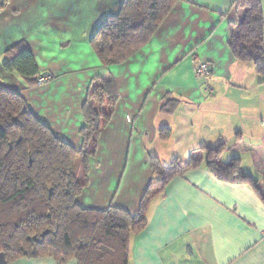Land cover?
Returning a JSON list of instances; mask_svg holds the SVG:
<instances>
[{
	"label": "crops",
	"instance_id": "0c3cea01",
	"mask_svg": "<svg viewBox=\"0 0 264 264\" xmlns=\"http://www.w3.org/2000/svg\"><path fill=\"white\" fill-rule=\"evenodd\" d=\"M123 1L2 0L0 84L20 93L37 118L79 150L88 89L97 77L114 79L119 98L75 200L86 209L114 206L136 215L154 179L153 156L168 165L185 141L193 151L229 145L231 157L221 160L240 158L254 184L219 179L201 150L199 167L173 178L151 202L147 226L131 238L129 264H264V80L229 47L240 18L237 0H179L143 48L104 66L91 39ZM21 43L41 74L51 75L46 84L28 86L4 69L7 51ZM202 61L212 68L207 79L194 71ZM192 153L180 161L187 164ZM9 264L78 262L48 255Z\"/></svg>",
	"mask_w": 264,
	"mask_h": 264
},
{
	"label": "trees",
	"instance_id": "16d2710c",
	"mask_svg": "<svg viewBox=\"0 0 264 264\" xmlns=\"http://www.w3.org/2000/svg\"><path fill=\"white\" fill-rule=\"evenodd\" d=\"M0 0V11L3 8ZM179 0H124L117 14L108 16L91 44L104 66L122 63L143 48ZM239 21L230 29L229 47L237 61L252 64L264 80V12L260 0H237ZM3 67L19 75L28 86L42 76L31 48L11 47ZM119 98L112 77H97L82 106L83 139L77 150L35 116L18 92L0 84V253L8 262L22 257L71 258L78 264H129L133 235L148 224L153 199L173 178L199 167L203 153L193 151L190 161L175 159L168 165L151 159L154 179L141 200L139 213L111 206L86 209L76 198L88 184L89 159L109 123ZM169 106V103L162 106ZM164 137L169 128L162 130ZM207 166L219 179L254 184L243 171L240 158L221 160L223 144L203 147ZM81 163L85 179H77ZM264 199V198H263Z\"/></svg>",
	"mask_w": 264,
	"mask_h": 264
},
{
	"label": "rangeland",
	"instance_id": "374dc122",
	"mask_svg": "<svg viewBox=\"0 0 264 264\" xmlns=\"http://www.w3.org/2000/svg\"><path fill=\"white\" fill-rule=\"evenodd\" d=\"M211 68V67H210ZM211 70H212V68H211ZM196 74V73H195ZM203 78H205V79H207L206 77H203ZM50 80H48L47 82H49ZM47 82H45L44 84H46ZM44 84H42V85H44ZM36 85H39L38 84V82H37V84ZM263 95H264V93H263ZM259 102L262 104L263 103V100H262V98H259ZM191 143V141H185L184 142V144H183V147L184 148H182L181 149V151L179 152V154H180V158H178V157H175L174 159H179L178 161H180V160H188V157L186 156V154H184L185 152H187V151H190L191 150V153H192V151L194 150V149H196V147H189V144ZM231 145V144H230ZM225 150L223 151V153L221 154V158L225 155V154H227V153H229V152H231V147L229 146V145H226V144H224V147H223ZM184 149V150H183ZM200 151H201V149H200ZM227 156V158H230L231 157V153H229V154H227L226 155ZM226 158V157H225ZM186 160V161H187ZM245 160H246V165L247 164H249V160L248 159H246L245 158ZM75 171H76V175H77V179L78 180H81V181H83L84 179H85V177H84V171H83V169H82V166H81V163L80 162H78L77 161V163L75 164ZM261 174H262V176L264 177V170H263V172H261ZM2 253V252H1ZM0 253V254H1Z\"/></svg>",
	"mask_w": 264,
	"mask_h": 264
},
{
	"label": "built area",
	"instance_id": "2783aa9c",
	"mask_svg": "<svg viewBox=\"0 0 264 264\" xmlns=\"http://www.w3.org/2000/svg\"><path fill=\"white\" fill-rule=\"evenodd\" d=\"M194 71L198 76L207 77L211 73V68L207 62L202 61L195 66ZM48 80H51V75L44 74L37 79V82L39 85H42ZM262 241L264 242V230L262 233Z\"/></svg>",
	"mask_w": 264,
	"mask_h": 264
},
{
	"label": "water",
	"instance_id": "95a60500",
	"mask_svg": "<svg viewBox=\"0 0 264 264\" xmlns=\"http://www.w3.org/2000/svg\"><path fill=\"white\" fill-rule=\"evenodd\" d=\"M0 264H9L8 260L6 259L5 254L3 252L0 254Z\"/></svg>",
	"mask_w": 264,
	"mask_h": 264
}]
</instances>
